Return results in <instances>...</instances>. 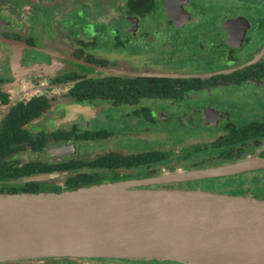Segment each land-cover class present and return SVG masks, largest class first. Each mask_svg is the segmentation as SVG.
I'll return each instance as SVG.
<instances>
[{
    "label": "flooded vegetation",
    "instance_id": "af4514ba",
    "mask_svg": "<svg viewBox=\"0 0 264 264\" xmlns=\"http://www.w3.org/2000/svg\"><path fill=\"white\" fill-rule=\"evenodd\" d=\"M231 1L233 8H242L250 17L226 14L219 25L212 20L210 32H202L204 20L195 0H0V39L24 45L19 48L0 42V130L6 129L7 118L14 108L20 106L21 109L32 101L46 105L26 124L23 123L24 113H20L15 131L20 130V137L27 132L33 143H12L11 147L17 151L8 162L14 169L29 166L33 172L47 170L25 177H4L0 180V189L19 187L22 179L38 175L53 178L26 182L38 185L39 190L30 193L71 191L150 178L153 167L148 161L154 152L163 158L155 165L160 170L231 163L258 151L259 157L264 158V119L237 126L230 121L228 113L208 103L210 96L226 102L232 98L225 95L227 90L240 91L244 87L264 97V0ZM111 12L118 16L101 22L99 18ZM214 27L219 28L214 30ZM213 37L215 39L211 40ZM43 40H47L46 45L37 44ZM119 57L136 61L146 58L158 65L155 63L156 67L150 65L138 71L135 66L129 67L130 64L121 67L107 60ZM240 58L246 59L238 63ZM72 59L126 72L190 76L173 80L191 82L177 98L154 96L146 83H116L112 88L102 84L99 95L89 91L79 99L72 93L79 82L118 75L96 74L91 67L76 64ZM183 60L195 61L196 66L200 63L213 70L186 74ZM33 66L49 67L50 72L21 76L20 67ZM73 76L78 78L72 80ZM169 109L175 114L168 117L163 111ZM112 115H117L129 129L122 132L91 129V125ZM195 118L199 124L195 123ZM170 120H174L177 127L157 126L158 121ZM254 127L259 128L254 140L231 145L232 140L228 139ZM182 134H204L210 138L182 148L179 154L158 148L156 141L161 137L153 139L159 135L178 137ZM125 141L135 144L126 147L122 144ZM23 145L24 149L20 150ZM227 152L232 155H225ZM82 177L86 179L80 180ZM258 177L264 178V175ZM79 184L83 186L77 187ZM168 186L171 185L160 188ZM257 188L256 192H252V188L240 195L264 193V189ZM260 196L263 197H253L264 199V194ZM103 260L107 259L54 258L0 264H107Z\"/></svg>",
    "mask_w": 264,
    "mask_h": 264
},
{
    "label": "water",
    "instance_id": "95a60500",
    "mask_svg": "<svg viewBox=\"0 0 264 264\" xmlns=\"http://www.w3.org/2000/svg\"><path fill=\"white\" fill-rule=\"evenodd\" d=\"M0 42L24 46L11 40ZM71 61L91 67L96 74L190 77L126 72ZM29 70L42 75L49 73L50 68L39 66ZM261 170L264 158L259 157L258 151L231 163L177 169L128 182L62 192H0V263L95 258L178 264H264V199L204 190L150 188ZM51 178L30 176L22 182Z\"/></svg>",
    "mask_w": 264,
    "mask_h": 264
},
{
    "label": "rangeland",
    "instance_id": "374dc122",
    "mask_svg": "<svg viewBox=\"0 0 264 264\" xmlns=\"http://www.w3.org/2000/svg\"><path fill=\"white\" fill-rule=\"evenodd\" d=\"M195 3L197 5V8H199V10L202 11V19L204 20V22L201 23L202 32L203 31L210 32L211 26L212 24H214L212 20L217 21L216 24L219 25L220 24L219 21H221L222 18L226 16V14L230 16H233V14H240L245 17H250V13L249 12L244 13V11H242V8L240 9L233 8L232 7L233 1L231 0L230 1L229 0H195ZM189 11L190 13L192 12L191 9H189ZM255 11L258 12V10H254V13ZM117 16H118L117 13L111 12L107 16L100 17L99 19L102 20L101 22H108L110 19L116 18ZM218 28L219 27H214L213 29L217 30ZM191 30H194V29L191 28ZM252 37L254 38L255 35L253 34ZM213 39H215V37H213L211 40ZM46 41L47 40H43L40 42L37 41V44L40 43L39 45H46L45 44ZM2 45L5 46L4 44ZM143 59H139L136 61L135 59H131V58L119 57V58H111L107 60H109L110 63H116V64L119 63L121 67H126V64L128 65L130 64L129 67L135 66V69H137L138 71L143 70V68L144 69L148 68V66L151 67L150 65H152V67H156L158 65L157 62H155L157 65L155 63L151 64L152 60H149L146 58H143ZM245 59L246 58H240L239 60H237V62L241 63L245 61ZM194 60L197 61L196 59ZM183 61L184 63H182V66L186 68V71H187L185 72L186 74L189 72L193 73V72H202V71L208 70L207 65H202L198 63L199 66H196L195 61H193L192 63H189V61H185V60ZM208 62H205V63H208ZM71 66L76 67V69L83 70L81 69V66L79 65L76 66V65L71 64ZM213 66L215 67L216 64H214ZM173 68H177V67H173ZM210 70H213V68ZM210 70H208V72ZM238 90L237 89H232L231 91L227 90L225 95H228L232 98L227 99L226 102H222L221 98H218L216 96H215L216 98L210 96L211 99L209 100L208 103L212 104L211 106L214 107V109L225 111L226 113H228V115L230 116V121L237 126H242L249 121H258V120L264 119V97L263 95L261 93H256L254 89H251L250 87H244V89H241L240 91ZM163 113L165 116L169 117V115L172 114L173 111L169 109L168 111H163ZM121 122L117 115H112L108 119L103 118L102 122H98V123H95L94 125H91V129L92 130L105 129L108 131H115V132L127 131L129 129L128 126L124 125ZM195 123L199 124V120L196 118H195ZM157 126H159V128L167 127L168 129H172V128L177 127V123L174 120H170L165 123L162 121L161 122L158 121ZM159 137L161 138L156 141L158 143V148L162 150L173 151L175 154H179L182 151V148L184 147H187L189 145L195 144L200 141L208 140L210 138L204 134H198V135L197 134H192V135L182 134L178 137H175L174 135H170L167 137L164 135H159L157 137L154 136L153 139L155 138L157 139ZM122 144L128 147L130 145H134L135 143L125 141ZM148 147L149 146H147V148ZM85 148L90 149V146L88 147L86 146ZM178 169L181 170L180 168ZM235 184H238V180L236 179L222 180L219 182H216V181L212 182L209 180V181L171 184V186H168V187L170 188L176 187V188H184V189L186 188V189H191V190L196 189V190H204V191H209V192L232 193V191L234 190V187L236 186ZM243 185H252V184L249 181H247ZM154 187L160 188L162 187V185L154 186ZM248 189L251 190L252 188L248 187ZM255 190L256 188H254L252 192H256ZM261 194H264V193L262 192L252 193L253 196H256L259 198L263 197V196H260ZM103 262H107V264H161L162 261H154V260L130 261V260H119V259H113V260L107 259V260H103ZM172 263H175V262H172Z\"/></svg>",
    "mask_w": 264,
    "mask_h": 264
},
{
    "label": "trees",
    "instance_id": "16d2710c",
    "mask_svg": "<svg viewBox=\"0 0 264 264\" xmlns=\"http://www.w3.org/2000/svg\"><path fill=\"white\" fill-rule=\"evenodd\" d=\"M142 12V11H141ZM105 65V64H104ZM78 77H71L72 80L77 79ZM191 81L187 80H173V79H158V78H145V79H140V78H124V77H118V76H105L101 78H96V79H87L84 81L79 82L77 85H75L72 89V93L76 96V98L82 99V97L87 93L91 92L95 96L99 95L100 93L98 92L100 86L102 84L109 85V87L105 88H112L111 85L116 84V83H135V84H148L149 87L152 88V92L154 96H163V97H169V98H177L181 96L182 91L185 89L187 84H189ZM107 91V90H103ZM46 108V105L43 102H30L24 107L20 106L14 108L10 115L7 118V126L5 130H0V180L4 177H25L32 175L33 173H41V172H47V170H40V171H30V168L25 167L22 169H14L10 168V164L8 162V158L17 150H14L11 145L12 143H17V142H28L29 144L33 143V139L29 136L27 132H23V136L20 137V130L18 133L15 131V124L17 121V118L20 119V113H24L23 116V123L26 124L29 120H31L34 116H37L43 109ZM20 125V124H19ZM17 129V128H16ZM258 127H254L248 130L243 131V133H237L235 137L228 139L232 140L231 145H234L236 143H249L250 140H254L258 136ZM224 140V139H222ZM258 145V144H257ZM24 146L20 148V150L24 149ZM225 155H232V152H227ZM162 156L160 153H152L149 155V163H151L153 169L149 173V177H154L158 176L164 172L166 173H171L176 171V169H165V170H160L156 169L155 165L160 163L162 160ZM139 161L136 160V164H138ZM224 164V163H223ZM139 165V164H138ZM221 165V163H217L211 166H200L196 167L194 169H202V168H207V167H213V166H218ZM263 174L264 171H258L250 174H242L238 176H232V177H227V178H221V179H214L210 180L212 182L216 181H222V180H233L236 179L238 180V184H235L236 186L234 187V190L232 193L229 194H235V195H240L246 193L248 189L245 188L243 185L245 182L249 181L252 185V188H259L261 187L264 189V178H259L258 175ZM85 177H82L80 180H85ZM209 181V180H207ZM77 187L83 186V184L76 185ZM37 187V188H36ZM38 185L33 183H20L19 187H7V188H1L0 192H11V193H16L18 191H26V192H36L38 191ZM236 191V192H235Z\"/></svg>",
    "mask_w": 264,
    "mask_h": 264
},
{
    "label": "crops",
    "instance_id": "0c3cea01",
    "mask_svg": "<svg viewBox=\"0 0 264 264\" xmlns=\"http://www.w3.org/2000/svg\"><path fill=\"white\" fill-rule=\"evenodd\" d=\"M19 65V64H18ZM34 67H39V66H33V67H29V68H25V67H20V74L21 76L23 77H31V76H35L34 74H32V72L29 70L31 68H34ZM25 71V72H24ZM50 72V71H49ZM49 73H46L44 75H47ZM38 76V75H37ZM9 90H13V88H10Z\"/></svg>",
    "mask_w": 264,
    "mask_h": 264
}]
</instances>
